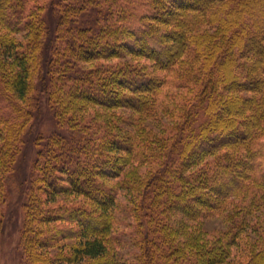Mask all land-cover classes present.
<instances>
[{
	"label": "trees",
	"instance_id": "1",
	"mask_svg": "<svg viewBox=\"0 0 264 264\" xmlns=\"http://www.w3.org/2000/svg\"><path fill=\"white\" fill-rule=\"evenodd\" d=\"M55 1L50 29L47 5L0 0V229L42 99L57 127L34 140L23 263L224 264L240 246L234 264H264V0ZM135 166L155 168L129 196L124 262L112 209ZM224 212L238 221L212 244L165 222Z\"/></svg>",
	"mask_w": 264,
	"mask_h": 264
},
{
	"label": "rangeland",
	"instance_id": "2",
	"mask_svg": "<svg viewBox=\"0 0 264 264\" xmlns=\"http://www.w3.org/2000/svg\"><path fill=\"white\" fill-rule=\"evenodd\" d=\"M36 1L39 4L45 6L47 5L46 10L41 15L45 18L48 27L50 26V29L53 28L55 26V24L54 26L52 25V18L54 14H52L53 10L51 9L56 11L54 6L56 1ZM55 21H57V19H54V22ZM17 38L21 40L22 37L17 36ZM41 101L42 103L39 105V110L35 113L34 118L28 126V129H26L27 132L24 135V144L20 149V153L16 157L17 162L14 173H12V175H8L5 180L6 199L4 204L5 209L3 214V225L0 229V264H24L22 259L25 255L26 248H23L22 245V229L24 224V211L22 206L25 198L21 193L24 187L26 188L27 186V176L30 174L31 166L37 153V148L34 147V140L40 133L49 134L50 132L57 130V127L55 126L52 119V113L48 109V106H46L44 99ZM94 109L95 107H93L91 110ZM90 113L92 114V112ZM124 113L122 114L123 117L126 116ZM144 124L153 132L159 131V129H157L159 127L158 123L152 120L148 119L144 122ZM154 168L155 166L128 167L127 169H124L125 171L122 173L124 180L132 181L133 186L134 183H136V186L133 187V190L131 191L126 190L125 187L120 188L112 209L113 214L117 219V225L113 228V232L114 234L119 235L123 240V246L119 249V254L120 258H122L124 262L134 261L135 256L140 252V250L136 249L132 243V241L137 243L136 239L138 238H136L134 235L136 232V223L130 216L129 207L132 205L130 206L129 204V198L132 196V192L137 194L139 191H141V184L144 182L146 177L150 175ZM106 182L108 181L106 180ZM114 182L116 181H113V183ZM108 183L110 184V182ZM59 199L71 202L84 200V198L80 196L73 195L63 196ZM226 212L220 216L212 217L210 219L202 220L196 223H187V221H184L181 219V217L177 216L178 214H168L165 216V222L167 223V226H171L173 230L177 231L178 235L176 236V241L181 244H184L186 239L196 240L197 238L206 242L207 244H212L216 239L224 235L226 231L236 226V222L238 220L236 221V218L231 216L233 214L229 215ZM255 216L262 218L264 216V208L260 210L259 213L257 212ZM147 222L148 221H146L144 224L143 229L148 228ZM72 244H75L73 240L67 241V248L71 249ZM56 249L57 248L52 249L51 252H55ZM239 250L240 246L232 248V254L230 257H228L224 264H234L235 262H239L240 259L237 258V251Z\"/></svg>",
	"mask_w": 264,
	"mask_h": 264
}]
</instances>
